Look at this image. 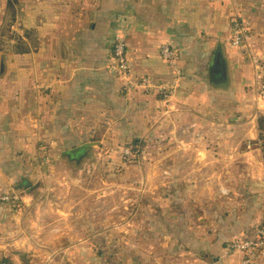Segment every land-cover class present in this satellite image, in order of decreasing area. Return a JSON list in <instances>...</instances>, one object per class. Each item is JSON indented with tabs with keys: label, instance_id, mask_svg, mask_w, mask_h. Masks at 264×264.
Returning a JSON list of instances; mask_svg holds the SVG:
<instances>
[{
	"label": "crops",
	"instance_id": "obj_1",
	"mask_svg": "<svg viewBox=\"0 0 264 264\" xmlns=\"http://www.w3.org/2000/svg\"><path fill=\"white\" fill-rule=\"evenodd\" d=\"M238 16L253 22L251 46L264 64V0H0V242L29 253V264H105L91 245L109 234L121 247V224L105 226L102 203L113 198L118 216L126 176H102L113 191H93L82 183L89 174L73 167L88 147L101 151V164L118 165L106 151L135 142L140 167L128 178L138 187L124 200L137 212L128 224L148 232L133 264L140 256L144 264H241L243 254L225 244L264 223V98L251 58L230 42ZM120 39L131 83L178 81L168 103L111 72ZM161 44L179 53L178 80ZM32 175L67 188L9 189ZM9 232H17L11 242Z\"/></svg>",
	"mask_w": 264,
	"mask_h": 264
},
{
	"label": "rangeland",
	"instance_id": "obj_2",
	"mask_svg": "<svg viewBox=\"0 0 264 264\" xmlns=\"http://www.w3.org/2000/svg\"><path fill=\"white\" fill-rule=\"evenodd\" d=\"M258 122H260V129L263 131L261 132L259 136V140L263 142L264 146V117L260 116L258 119ZM125 146V145H124ZM124 146H122L120 149H115L114 150H107L106 153H114L120 158L121 162L118 165L112 166V164H101L100 160L98 158L101 157V151L98 153L91 152V147H88L85 151L87 153L83 158L79 161H77L78 164H75L73 168L76 169L77 172H83L89 174V180L87 182L82 181L84 185H87L90 190H98V189H105V191L110 192L112 190V186L115 184L113 181H107L106 183H103L102 176H112L113 174L118 175L119 177L126 176V179L124 180L125 182H121V185H123V195L125 198L129 197V193L125 192H131L134 190V188H137L138 185H135V181H131L128 177L131 176L132 173L137 175L138 173L136 172V169L134 168L135 166L140 167V164H137L139 160L137 158H129L126 157L123 154ZM123 148V149H122ZM141 149V148H140ZM142 151V149H141ZM137 159V160H135ZM129 165L130 167L125 168V166ZM69 167V165L67 166ZM113 168V169H112ZM66 169V168H64ZM65 171V170H61ZM134 171V172H132ZM49 172V171H48ZM51 172V169H50ZM114 176V175H113ZM112 176V177H113ZM26 178V177H24ZM108 179V178H106ZM52 181H40L36 176H31L30 179H21V180H15V181H10L9 182V189L12 190H21L22 195L26 194H32L37 191L38 188L42 187V185L45 184L46 188L50 187H64L67 188V184L65 182H62V185H54V184H60ZM70 185L72 183H79V182H69ZM43 186V187H45ZM141 186V184L139 185ZM133 188V189H132ZM78 191L80 189L77 187L76 188ZM135 193V192H134ZM126 194V195H125ZM107 196H111V193ZM121 199V209L118 210L117 214L118 216H115L113 214L112 208H109V206L113 205V198H106V202L102 203V205L105 207L104 208V216H102V219L105 222L106 227H111L112 224H117L120 222L121 224V234H122V245L117 246L113 245V241L109 240V234L105 235V244L103 245H98V244H93L91 245V251H90V256L93 257L92 259H95L97 257H102L105 259V264H133V257L134 254L137 253V248L141 250V253H144L146 250V245L142 242L145 241L146 236L145 233L148 232V230H144L142 228L139 229H132L130 224H128L131 219L134 220V216L136 215V211L130 209L129 207L126 206V204H129V202H125V198ZM137 198H133L135 201ZM140 200H138L136 203L138 205ZM134 204V203H133ZM95 211V210H94ZM133 211V212H132ZM96 213H94L93 217H91L94 221H98V217L96 218ZM102 215V214H101ZM139 221V220H137ZM104 227V232H112V229H107ZM106 228V229H105ZM136 228V227H135ZM10 231H13L10 229ZM247 231V230H245ZM245 231L241 232L244 233ZM15 233V234H13ZM206 235V232H205ZM17 237V232H9L7 238H5L6 241H13ZM112 238V237H111ZM135 238V240H134ZM137 241L139 243H142V245L137 246L135 245V242ZM1 246L4 248L3 252L1 251ZM119 247L122 249V254H119ZM6 253L8 255H1L2 253ZM29 253H24L22 251H19L18 247L15 245H12V243L6 244L4 242H0V264H7L6 262H13V264H29ZM144 257V256H143ZM140 256V261L138 260L139 264H144L143 258ZM91 259V258H90ZM91 259V260H92ZM235 264H238L235 262Z\"/></svg>",
	"mask_w": 264,
	"mask_h": 264
},
{
	"label": "built area",
	"instance_id": "obj_3",
	"mask_svg": "<svg viewBox=\"0 0 264 264\" xmlns=\"http://www.w3.org/2000/svg\"><path fill=\"white\" fill-rule=\"evenodd\" d=\"M253 36V22L249 18L235 17L231 24V45L251 58L256 78L257 91L259 98H264V64L254 54L251 46ZM161 58L172 68L175 69L176 80L183 75V70L178 66L179 53L176 52L169 44H161L159 49ZM112 61L110 63L111 72L118 76L127 85L141 89L145 93H154L161 95L162 100L168 103L177 89V82L152 84L147 78H142L135 83L129 79L130 63L126 42L122 39L114 42L111 50ZM253 143L247 141L243 143L244 149H251ZM259 146H263V142L259 140ZM123 154L129 158H138L141 154L139 147L126 148ZM224 194H228L227 190H223ZM2 199V197H1ZM5 202L19 204L21 198L18 195L4 196ZM3 200V201H4ZM229 252H240L243 254L241 264H261L264 262V223L255 224L251 230L242 233L231 239L226 244ZM9 264V263H7Z\"/></svg>",
	"mask_w": 264,
	"mask_h": 264
},
{
	"label": "trees",
	"instance_id": "obj_4",
	"mask_svg": "<svg viewBox=\"0 0 264 264\" xmlns=\"http://www.w3.org/2000/svg\"><path fill=\"white\" fill-rule=\"evenodd\" d=\"M137 146H138L137 143L134 142V143L132 144L131 148H134V147H137ZM249 230H251V229H249ZM249 230H247V231H245V232H248ZM245 232H244V233H245ZM226 244H227V243H226ZM226 244H225V249H226ZM226 250H227V249H226ZM227 251H228V250H227ZM6 263L13 264V262H6Z\"/></svg>",
	"mask_w": 264,
	"mask_h": 264
}]
</instances>
